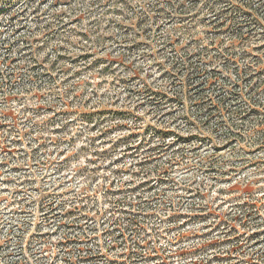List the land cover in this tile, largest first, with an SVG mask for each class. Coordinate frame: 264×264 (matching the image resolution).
<instances>
[{
    "label": "rangeland",
    "instance_id": "obj_1",
    "mask_svg": "<svg viewBox=\"0 0 264 264\" xmlns=\"http://www.w3.org/2000/svg\"><path fill=\"white\" fill-rule=\"evenodd\" d=\"M0 264H264V0H0Z\"/></svg>",
    "mask_w": 264,
    "mask_h": 264
},
{
    "label": "trees",
    "instance_id": "obj_2",
    "mask_svg": "<svg viewBox=\"0 0 264 264\" xmlns=\"http://www.w3.org/2000/svg\"><path fill=\"white\" fill-rule=\"evenodd\" d=\"M263 144V143H262Z\"/></svg>",
    "mask_w": 264,
    "mask_h": 264
}]
</instances>
